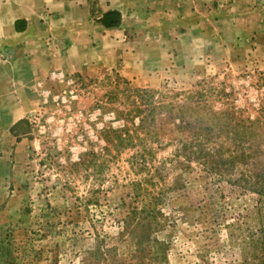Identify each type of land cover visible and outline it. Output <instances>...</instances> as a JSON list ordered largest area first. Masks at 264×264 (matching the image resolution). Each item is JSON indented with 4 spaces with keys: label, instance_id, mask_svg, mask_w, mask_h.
Listing matches in <instances>:
<instances>
[{
    "label": "rangeland",
    "instance_id": "374dc122",
    "mask_svg": "<svg viewBox=\"0 0 264 264\" xmlns=\"http://www.w3.org/2000/svg\"><path fill=\"white\" fill-rule=\"evenodd\" d=\"M0 66V264H264L254 161L210 115L264 158V0H0Z\"/></svg>",
    "mask_w": 264,
    "mask_h": 264
},
{
    "label": "trees",
    "instance_id": "16d2710c",
    "mask_svg": "<svg viewBox=\"0 0 264 264\" xmlns=\"http://www.w3.org/2000/svg\"><path fill=\"white\" fill-rule=\"evenodd\" d=\"M121 19H122V16H121V13L119 11L110 10L103 15V17L100 19V21L106 27H117L120 25ZM18 29L23 30L24 28L18 27ZM145 93H146V95L150 94L149 96L151 98L153 97L151 92L146 91ZM151 98H150V100L148 99L147 101H149L148 105L150 103V109L153 110L156 107L154 104H152ZM197 103H198V109L194 110V108H192V110H193L192 113L196 114L195 122L191 125L190 122L185 120V117L183 115H181V122L184 121L187 126L191 125V127L193 126V127L197 128L196 131H193L194 136H192V139H191V143L194 142L199 147L198 150H195L194 153L198 157H200V156H204L203 158L213 157V155L216 154L214 152H217V153L223 152V150H224L223 145L220 144L217 148H215L213 150L212 149L207 150L206 143L209 140H211V138H213V136H214L213 130L214 129L212 126H210V127L206 126V127H203V130H205L206 133H203L201 131L202 130V128L200 127L201 124L198 121L199 120L198 118L200 117L198 110L205 109V108H203V106H201L202 103L200 101L199 102L197 101ZM210 115H211V118L213 117L212 122L216 125V127H218L219 133H220V131L224 132V131L228 130L227 136L234 142L235 147H238V148L241 147L240 152H238V150H232V152L230 151L231 152V154H230L231 159L229 160L230 166L233 167L234 164L236 163V161H241V160H243L244 163H246L248 165L249 164L248 159L252 157V159L254 161L253 166L251 167V169L247 170V171H249V174L247 172H245L243 174V178L245 179L246 183H248L250 185H252V184L258 185V187H259V188H257L258 191L264 192V164H262L264 158L261 159L260 157L257 156V153L261 149H260V147L256 148V149H254L253 154H250L245 150L244 145H242V141H244V139L247 136H250L249 135L250 131L248 130L249 127L247 126L246 128L241 129L239 126L240 122H236L232 125L235 127V130H232L231 123L228 120H230V121L234 120V114H233V112L228 111V110L220 111L219 113L214 112ZM25 121H26L25 119L20 120L18 123H16L13 126V128H15L21 122H25ZM182 126L183 125L181 124L179 126V128ZM187 126H185V127H187ZM216 135H218V133ZM249 138L250 137H248L246 139H249ZM213 168H215V170L219 169V167H215V166H213ZM246 174H248V175H246ZM251 179L252 180L254 179L255 182L251 181Z\"/></svg>",
    "mask_w": 264,
    "mask_h": 264
},
{
    "label": "crops",
    "instance_id": "0c3cea01",
    "mask_svg": "<svg viewBox=\"0 0 264 264\" xmlns=\"http://www.w3.org/2000/svg\"><path fill=\"white\" fill-rule=\"evenodd\" d=\"M111 9H116V10H118V11H121V9H119V8H111ZM107 11H109V9L107 10ZM29 17H28V15L26 14V15H21V16H17V17H15L14 19H13V21H12V28L13 29H15V31H16V28H17V30H18V27L21 25V27L23 28V26H25V28H28V26H29ZM19 25V26H18ZM19 34V33H18ZM2 40H3V38H2ZM24 64V63H23ZM18 65V64H17ZM3 67H5V66H0V86H1V84L2 85H6V79H5V77H1L2 75H1V71L2 70H4L3 69ZM15 68V70H30V71H35L37 68H36V66H25V68L23 69V66H14ZM31 74V73H30ZM17 80L19 81L18 82V84L20 83V81H21V79H20V77H19V75H17ZM10 83H13L12 81L10 82Z\"/></svg>",
    "mask_w": 264,
    "mask_h": 264
}]
</instances>
